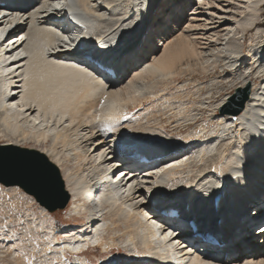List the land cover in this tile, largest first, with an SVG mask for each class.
Wrapping results in <instances>:
<instances>
[{"label": "bare ground", "instance_id": "1", "mask_svg": "<svg viewBox=\"0 0 264 264\" xmlns=\"http://www.w3.org/2000/svg\"><path fill=\"white\" fill-rule=\"evenodd\" d=\"M0 2L10 11L0 17V33L11 30L0 42V139L43 153L60 171L71 212L86 216L85 225L67 224L58 235L43 207L34 216L27 208L31 197L25 201L16 186H2L0 221L13 215L21 238L8 240L0 231V261L7 253L12 264H71L69 255L74 264H95L73 250L94 242L108 253L124 240L128 258L114 262L108 256L97 264H264V35L257 26L262 0H140L131 19L120 0ZM61 17L65 29L54 22ZM253 29L245 50L246 31ZM89 57L113 68V77L102 82L89 75ZM216 66L227 73L205 84L191 80ZM177 75L188 80L172 91L189 88L184 95L198 96L219 83L232 90L252 85L238 115L213 120L207 113L216 126L209 134L204 126L178 141L163 133L158 117L168 114L169 123L179 126L212 105L208 95L189 104L170 101L165 90L177 84ZM144 103L150 105L128 113ZM150 121L154 126L145 127ZM153 135L163 140L153 141ZM129 152L166 156L136 165L125 158ZM95 182L100 188L90 221L84 201ZM167 207L180 219L197 216L191 218L197 231L217 237L220 246L205 242L187 260V253L179 254L180 262L167 259V245L180 250L184 243L165 234L180 224L160 212Z\"/></svg>", "mask_w": 264, "mask_h": 264}, {"label": "rangeland", "instance_id": "2", "mask_svg": "<svg viewBox=\"0 0 264 264\" xmlns=\"http://www.w3.org/2000/svg\"><path fill=\"white\" fill-rule=\"evenodd\" d=\"M260 11H261V15L257 19V21L259 19H261V20L258 21L257 26H258L259 30L262 32V34L264 35V32L262 31V30H264V28H263L264 27V20H263V18H264V8H261ZM254 31H255V29L246 31L245 40H244V49L245 50L247 48L246 43L248 42L247 37H249V33L250 32H254ZM227 71H228V68H226V67H219L218 68V66H216V67L212 68L211 70H209L205 74L197 73L196 75H194L191 78V80L192 81L196 80L195 81L196 83H198L197 81H199V82L200 81L201 82L205 81V82H203L205 84L210 79H212V80L213 79H218L220 76H222L225 73H227ZM177 76H181V77H175L174 78V80H175V82H177V84H174V85L170 84V86L168 85V87L166 88L167 90H165L166 92H168V93H166V94H168V97L171 98L170 101L171 100L173 101L175 99V101H173L174 104H176V103H188L189 104V101H191V100H194L195 102H197V101L199 102V97L198 96L202 97L201 99H203V97H207L205 95H208L209 96L208 98H210L209 99V103L212 106L209 107L210 109L207 108L208 110L205 109V108H202L200 113H196L195 116H194V120H196L195 123L192 122L194 120H191L192 123L187 121V120H186L187 122L186 121L184 122V120H182V121L180 120L179 122H182L181 125L175 126V123L174 124L173 123H171V124L169 123V120H168V116L169 115L166 114V115H164L165 117L164 116L158 117V119H157L158 124H160L161 126L164 127V132L163 133H167V134L173 136L178 141L185 140L184 137L180 136V134L182 135V134H184L187 131L191 132V131L201 130L204 126H205V130H207V132L205 134H209L211 132L212 127H216V126H213L212 124H209L210 122H207V113H208V115L210 117L214 118L213 120H215L216 119L215 116L219 115V112H218L219 106L223 102L220 103L219 105H216V107H215V104H217V102H219V99H221L223 97V95L225 96L224 100H226L227 96L230 93H232L234 89L233 90H232V88L229 89V87L225 83H219L218 85H213V86L209 87V89H207V88L202 89L199 92L201 95L200 94L198 96L195 95V94L194 95H192V94L190 95V93L184 95L187 91H190L189 88L188 89L187 88L186 89L179 88V89H176V91H172V90L175 89V86L178 85L179 83H182L183 80L184 81L188 80L183 75H177ZM251 83L252 82L250 81V83H249L250 86L252 85ZM184 90H186V91L184 92ZM231 90H232V92H231ZM170 94H171V96H170ZM172 95L174 96V98L172 97ZM188 95H190V96H188ZM189 97H191V98H189ZM208 98H206V100H208ZM159 99H162V98H159ZM150 103H144L143 106H141L140 109L136 105H133L132 107L130 106L129 109H128V113H130L131 115H134V114H136L135 112L142 111L146 106L150 105ZM213 108H214V111H213ZM211 113H213V114H211ZM157 122H156V126H157ZM150 126L151 127L154 126L152 121H150L149 126L145 125V127H148V128ZM138 133H139V136H141L143 134V132L141 130ZM199 134H202V133H199ZM157 136L153 135L152 140L153 141H162L163 140L161 135L160 136L157 135ZM156 137H157V139H156ZM3 143H4V140L0 139V144L1 145H6V144H3ZM29 145H31V144H26V146H29ZM26 148H28V147H26ZM6 150H12V149L6 147ZM177 185H179V184H177ZM2 186L3 185L0 184V188ZM9 187H11V186H9ZM17 188H18V190L22 191L19 187H17ZM26 195H27V197H26L25 201L29 200L28 197L32 198L31 204H29L27 206L28 211H30L34 216L40 217L41 213L39 211L40 210L39 207H42V206H40L31 195H28V194H26ZM1 201H0V203H1ZM23 209H24V207H23V202H22L21 203V207H20V205L18 207L19 214H21L23 212ZM44 210H45L44 212H46L45 215H44V218H45L46 222L49 223V222L53 221V223L55 225V229H56L55 232L58 235H59V233H57V231H60L63 227L67 226V224H71L72 225V223H76V224L85 225V222H86V219H85L86 216H81V215L78 216V217L74 216V214L71 212V207L69 205V202L66 205V207L63 208V209H58V210H55L53 212H49L45 208H44ZM8 221H10V223H12V225L10 226V230L12 229L11 231H9V222ZM13 222H14L13 215H11L9 219H6V222H5V220H2V219L0 221V231L2 232L4 237H6L8 240H11L12 237L18 238V239L21 238L20 234L16 235L17 233H19V226L16 224V222L15 223H13ZM58 238H59V240L62 239V237H59V236H58ZM122 242H124V240ZM122 242H120V243L118 242L116 244V246H114L110 250V252H108V253L103 252L102 248H100V247H95L94 248L93 246H91V247L89 246V248L86 251L83 252V255H84V257L87 258L88 261H90L91 263H95V264H97L100 261L106 259L108 256L111 257L114 262H122L126 258H128L129 254H130L129 251H126V250H124L122 248ZM7 257H8V255H7V253H5V258H4L5 260L4 261H0V262H2V264H12L11 261ZM68 257L69 258L67 260L71 264H74V262L76 260H74V258H72L70 255ZM79 257L82 258V256H79ZM79 261H81V260H79Z\"/></svg>", "mask_w": 264, "mask_h": 264}, {"label": "water", "instance_id": "3", "mask_svg": "<svg viewBox=\"0 0 264 264\" xmlns=\"http://www.w3.org/2000/svg\"><path fill=\"white\" fill-rule=\"evenodd\" d=\"M249 89V83L234 89L219 106V114L238 115ZM0 184L19 187L49 212L65 208L70 199L57 166L43 153L26 147L0 144Z\"/></svg>", "mask_w": 264, "mask_h": 264}, {"label": "snow or ice", "instance_id": "4", "mask_svg": "<svg viewBox=\"0 0 264 264\" xmlns=\"http://www.w3.org/2000/svg\"><path fill=\"white\" fill-rule=\"evenodd\" d=\"M120 6L123 8L125 12L129 13L127 18L131 19L132 16L136 14V9L140 6V0H120ZM57 7H59V5ZM260 7L264 8V0H262ZM3 15L4 13L0 12V16H3ZM89 69H91V71L89 72V75H92L98 78H103L105 75L104 69L102 66L98 67L94 64H88L85 67V71H88ZM260 106L264 107V100L260 102ZM245 118L247 119V116ZM255 127H256L255 125L249 127L248 132L251 133L255 131ZM259 128L262 132H264V113H261L260 115Z\"/></svg>", "mask_w": 264, "mask_h": 264}]
</instances>
